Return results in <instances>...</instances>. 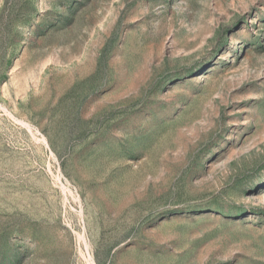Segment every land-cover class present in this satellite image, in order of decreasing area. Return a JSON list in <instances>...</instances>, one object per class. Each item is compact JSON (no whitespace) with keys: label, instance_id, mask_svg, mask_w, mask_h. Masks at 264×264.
<instances>
[{"label":"rangeland","instance_id":"1","mask_svg":"<svg viewBox=\"0 0 264 264\" xmlns=\"http://www.w3.org/2000/svg\"><path fill=\"white\" fill-rule=\"evenodd\" d=\"M0 264H264V0H0Z\"/></svg>","mask_w":264,"mask_h":264}]
</instances>
